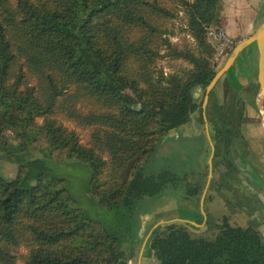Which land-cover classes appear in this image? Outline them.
I'll return each instance as SVG.
<instances>
[{
  "label": "trees",
  "instance_id": "1",
  "mask_svg": "<svg viewBox=\"0 0 264 264\" xmlns=\"http://www.w3.org/2000/svg\"><path fill=\"white\" fill-rule=\"evenodd\" d=\"M219 1L0 0V155L18 165L13 178L0 176V264H137L141 239L133 223L144 199L181 188L177 204L199 209L203 186L193 173L145 175L140 167L170 132L204 122L195 93L204 94L218 71L205 28L217 23ZM173 2L184 8L193 48L162 38ZM162 44L189 67L158 70ZM239 98L207 109L216 136L213 173L220 174L208 193L243 191L231 156L235 128L245 120ZM64 120L90 129L86 145ZM48 157L87 164V194L125 225L109 226L77 207L66 179L46 169ZM246 223L225 216L201 233L164 223L146 247L158 264H264V235L251 217Z\"/></svg>",
  "mask_w": 264,
  "mask_h": 264
},
{
  "label": "rangeland",
  "instance_id": "2",
  "mask_svg": "<svg viewBox=\"0 0 264 264\" xmlns=\"http://www.w3.org/2000/svg\"><path fill=\"white\" fill-rule=\"evenodd\" d=\"M168 7L174 11L175 15L172 19L167 21V31L162 35V38L167 39L171 45L177 48H181L186 44L192 48L195 47L196 42L189 31L183 6L173 2L169 4ZM217 15V23L206 26L205 39L212 48L210 62L212 65H215L214 67H216L217 70H219L225 63L233 47L252 33L256 19L264 16V0H220L217 6ZM228 19H230L231 22H228ZM209 28L222 29L231 41V49H227V51H225L222 55H219L217 43L210 41L207 37V30ZM251 48L254 49V53L257 57L258 53L255 45H252ZM168 50L169 49L166 44L161 45L160 56L157 60L156 66L158 70H162L163 73L167 75L169 73L189 67V65L184 61L171 60L169 58L170 56L167 55ZM29 83L31 86L36 85L34 78L31 79ZM255 85L257 87V94H259L258 97H244L246 103L251 100L250 98L253 99V117L245 118L243 124L262 126L264 125V91H258L257 79ZM196 98L197 102H202L201 109L204 111V109H206L208 106V103H206L205 107L203 108L204 94L201 92V95ZM217 99L220 104L227 103L226 97H217ZM149 107L158 110L157 106L150 105ZM78 109H80V111L85 114L89 111L90 106L86 103H79ZM162 114L166 115L165 112ZM196 116L197 115H195L193 118L195 119ZM63 124L69 129H72L78 133L82 144H87V138L90 132L88 127L79 126L67 120H64ZM193 124L194 123L191 122L182 128L181 131H185L187 133L186 135L177 134V136L173 138L162 140V142L158 144L155 150L151 153L149 159L140 167V172L145 175L155 174L163 170H168L178 175L193 173L194 176L190 175L189 178H191V180H199L204 188L209 170L208 163L205 160L206 146V155L208 152L210 153L209 145L208 143L206 144V139L203 135L206 124L208 128L211 129L212 138L215 139L216 136L211 122H208L207 119L203 122V124H198L200 132L203 134H189L192 132L191 127H193ZM195 124L197 123L195 122ZM55 153L53 155L57 156ZM58 155H60V158H63L62 156H64L63 154ZM233 161L235 163V160ZM218 163L220 167L224 166V162L221 159H218ZM45 167L46 169H49L52 174L66 179V187L70 195L76 201V206L83 210L90 218L103 221L109 226H114L117 224L125 225V220H121L120 213L108 211L99 207L96 202L93 201L87 194L86 187L89 176V167L87 164L75 160H62L57 157H48L45 160ZM17 169L18 165L16 163L8 160L6 156L0 155V176L9 180L16 175ZM203 172L206 173V176L201 177L198 175L200 173L203 175ZM213 175L217 179L220 176V174L216 173L215 170L213 173L212 163V178L210 179V183L213 181ZM239 180L241 181L243 191H236L237 193L235 195L226 189L222 190L221 194L216 192L214 197L216 201L215 212L217 213L216 216L220 220L223 217L228 216L234 224L246 226L248 224L246 222L248 219H250V217L253 222L255 220L254 217L248 215V211L250 212L249 206L250 208H255V205H257L255 203L259 202L260 209L262 205L259 199L256 201L250 196L254 195L253 193L251 194L253 191L248 189L247 182L241 179L240 174ZM226 183L227 182L224 180H221L223 187L226 186ZM180 193H182L181 188L180 190L177 189L175 192L171 193V195H164L159 199H155V197L146 198L142 203L139 204L142 212L140 214V220L134 221L133 228L135 231L138 230V233L140 231L139 236L141 239V244L139 251H141V249L144 250L143 256H148L149 252L145 249V245L142 246V243L150 236L152 232L151 229L154 225H159L161 221H168L170 219H184L185 215L181 212L183 208L177 204L176 196H174V194ZM224 194L226 195L225 197ZM163 202H166L168 206H164ZM174 205L177 207L176 209H173L175 207ZM124 211L125 210H123V212ZM189 229L194 233L202 232L201 230H193L191 228ZM204 236L207 235L204 234ZM148 259L149 257H147V259L143 258V260H145V263L144 261L143 263L158 264L155 259Z\"/></svg>",
  "mask_w": 264,
  "mask_h": 264
},
{
  "label": "crops",
  "instance_id": "3",
  "mask_svg": "<svg viewBox=\"0 0 264 264\" xmlns=\"http://www.w3.org/2000/svg\"><path fill=\"white\" fill-rule=\"evenodd\" d=\"M261 19V20H260ZM264 21V16L257 18L255 21V26L253 27L252 33L257 29V27ZM228 22H231L228 19ZM251 33V34H252ZM250 34V35H251ZM249 35V36H250ZM255 44H251L246 47L235 59L231 67L228 71L222 75L219 80L216 82L215 86L211 90L208 95L207 103L208 106L203 111V119L208 122L209 116L207 114V109L210 105L216 106H223L227 105L231 102L232 97H240L237 102L235 103L236 107H244V117L245 118H252L254 109V102L253 99L246 103L244 97H258L257 88H256V79H257V61L258 55L256 57L254 53V49L251 46ZM256 47V46H255ZM257 50V48H256ZM258 53V52H257ZM256 88V93H253V89ZM238 91V92H236ZM201 92L198 90L195 93V97H199ZM204 97H205V90H204ZM217 97H226L227 103L220 104ZM228 99V100H227ZM204 100V99H203ZM211 114V113H210ZM212 117V116H211ZM195 124V122L193 121ZM244 123V122H243ZM240 128H235L236 135L233 136V142L231 146V156L233 160H235V164L239 169V174L242 180L247 182L248 189H251V194L253 193L260 201L262 207L257 209L254 212V225L258 228V230L264 235V125L262 126H252V125H245L243 124ZM193 124L191 127V133L189 134H203L200 132V128L198 124ZM183 127L173 130L170 132L163 140H168L169 138H173L177 136V134L186 135L187 133L181 131ZM206 139V144L209 145V151L206 155L205 147V160L208 163L211 157V144H214V140L211 136V129L208 128L207 124L204 127V134ZM213 163V160H212ZM209 170L206 177V184L201 192L200 197V207L199 209H195L192 206L184 207L182 209V213H184V219H170L168 221H161L159 225H154L151 229L153 232L157 227L164 223H181L188 228L193 230H201L204 231L210 221L220 222V219L216 216V201L214 199L216 193L210 192L209 184ZM212 176V175H211ZM207 194H209L207 196ZM171 195V194H170ZM164 206H168L166 202H163ZM171 204V203H169ZM175 206V205H174ZM175 206L173 209H176ZM181 217V216H180ZM151 232V234H152ZM150 234V235H151ZM150 237V236H149ZM146 238L142 246L145 245V249L147 250L146 244L148 241ZM143 249L139 251L137 264H144L145 260L143 258L149 257L148 260L153 259L151 258L150 254L143 256ZM144 261V263H143Z\"/></svg>",
  "mask_w": 264,
  "mask_h": 264
},
{
  "label": "water",
  "instance_id": "4",
  "mask_svg": "<svg viewBox=\"0 0 264 264\" xmlns=\"http://www.w3.org/2000/svg\"><path fill=\"white\" fill-rule=\"evenodd\" d=\"M255 44L258 52V61H257V83L258 91H264V21L257 27V29L247 38L241 40L237 43L231 52L229 53L223 66L215 73L214 77L210 83L205 88V97L203 100V108L207 103L208 95L215 86L219 78L224 75L228 69L231 67L238 55L249 45ZM211 157L209 161V178L212 175V159L214 157V144H211Z\"/></svg>",
  "mask_w": 264,
  "mask_h": 264
},
{
  "label": "built area",
  "instance_id": "5",
  "mask_svg": "<svg viewBox=\"0 0 264 264\" xmlns=\"http://www.w3.org/2000/svg\"><path fill=\"white\" fill-rule=\"evenodd\" d=\"M207 37L210 41L217 43L219 55H222L227 49H231V41L222 29L209 28Z\"/></svg>",
  "mask_w": 264,
  "mask_h": 264
}]
</instances>
